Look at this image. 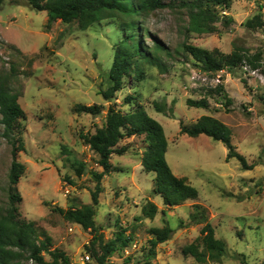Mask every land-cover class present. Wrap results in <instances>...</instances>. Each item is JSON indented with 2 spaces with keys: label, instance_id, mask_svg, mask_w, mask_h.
Instances as JSON below:
<instances>
[{
  "label": "rangeland",
  "instance_id": "rangeland-1",
  "mask_svg": "<svg viewBox=\"0 0 264 264\" xmlns=\"http://www.w3.org/2000/svg\"><path fill=\"white\" fill-rule=\"evenodd\" d=\"M189 1L193 0H161L162 7L141 6L130 15L105 12L86 26L77 20L48 21L45 10H35L26 0H4L0 5V79L18 95L25 112L15 131L5 129L0 113V212L8 204L9 138L20 136L24 150L16 159L25 168L16 184L21 195L17 215L34 221L39 238L50 236L52 246L63 250L71 264H95L86 247L91 233L67 221L57 208L91 203L96 184L92 172L103 168L80 134L94 133L112 104L123 113L142 108L163 126L167 163L175 175L187 178L198 196L165 205L153 192L155 173L142 167L144 134L122 138L117 146L126 150L110 155L94 220L104 240L122 230L129 240L106 264H140L150 246L149 229L163 225L173 233L154 248L153 262L195 263L182 249L196 239L202 247L204 221L191 220L201 210L215 237L225 242L221 264H242V259L248 264L264 262V0L210 5L214 30L202 33L189 27L190 7L185 5ZM259 12L263 25L246 27V20ZM122 39L129 44L138 41L154 56L155 65L136 59L122 78V88L105 100L101 91L108 85L107 73ZM184 44L223 53L238 47L255 54L259 66L252 69L243 61L231 72L204 71L184 51ZM201 97L207 98V108L186 104L188 98ZM155 102L166 112H157ZM94 103L102 106L97 115L74 110L76 104ZM201 115L230 128L233 146L248 164H254L251 169H242L235 157L226 160L227 148L221 141L180 132L181 123L191 124ZM79 162L83 163L80 175L75 171ZM147 201L157 207L153 218L142 216ZM43 254L48 260L49 255ZM23 264L34 263L24 260Z\"/></svg>",
  "mask_w": 264,
  "mask_h": 264
},
{
  "label": "trees",
  "instance_id": "trees-1",
  "mask_svg": "<svg viewBox=\"0 0 264 264\" xmlns=\"http://www.w3.org/2000/svg\"><path fill=\"white\" fill-rule=\"evenodd\" d=\"M4 0H0V5ZM35 10H45L48 14V21L59 19L62 22L77 20L82 26H86L98 19H101L105 12H116L125 15L138 13L139 7L154 9L164 6L161 0H142L138 3L135 0H26ZM220 4L225 7L229 0H193L186 2L189 5V27L195 32H210L214 27L210 22L214 19V13L210 5ZM104 13V14H103ZM230 18L226 19V22ZM246 27L255 29L263 25L261 13H257L245 22ZM184 51L189 54L204 71H217L226 69L231 72L243 61L248 62L252 69L259 66L258 59L254 55H248L238 47L230 53H223L218 49L207 50L190 44H184ZM149 52L143 50L138 41L127 42L122 39L114 52L112 64L108 71V85L101 91L105 100H110L114 93L123 86V76L131 71L136 59L144 58L155 65V58ZM1 78V77H0ZM245 83V82H244ZM226 102H229L227 99ZM186 104L191 107L207 108L209 105L206 97L200 99H186ZM157 112L165 113L164 107L157 102L154 103ZM102 109L101 105L76 104V112H86L97 115ZM0 113L1 123L7 131H15L21 127V120L25 118V112L18 102V95L11 91L10 87L0 79ZM180 132L190 137L205 134L214 140L221 141L227 148L226 160L235 157L241 164L242 169H251L254 164H248L245 157L240 154L231 142L230 128L210 115H201L195 122L180 125ZM144 134L147 146L143 152L141 163L147 172H154L153 192L161 196L165 205L172 206L181 203L186 199H193L198 196L197 189L192 186L184 176L175 175L166 160L167 139L163 126L145 110L138 108L130 113H123L112 104L109 106L105 120L94 133L80 134V137L98 155V163L103 168L100 172H92L96 180L95 188L90 192L91 203L80 206H68L66 209L57 208L59 213L70 222L81 225L91 233V240L86 246L95 264H106L108 257L117 250L128 244L129 238L124 235V230L118 231L113 239L104 240L101 228L94 220L95 207L98 203V196L102 190L101 179L111 164L109 162L112 153L122 154L126 148L117 146L118 142L127 136ZM11 143L12 161L8 173L7 207L0 212V264H23L24 260H31L34 264H71L66 253L52 246L51 238L39 233L34 221L20 220L17 211L21 195L16 184L23 173L24 165L16 159L19 151L24 150V144L20 136L15 140L9 138ZM75 171L78 175L83 172V163H77ZM199 208L198 204L194 205ZM201 208V207H200ZM157 207L153 202H146L141 212L143 217L153 218ZM203 210L191 215L193 222H203L200 229V241L190 243L182 253L189 254L195 260L192 264H221L222 256L225 254V242L216 238L214 229L210 222L206 221ZM151 238L147 254L140 264H155L152 256L155 255L154 248L171 238L173 229L169 225L151 227L149 229ZM49 255L45 259L44 254ZM242 264H248L242 259ZM261 264H264L261 263Z\"/></svg>",
  "mask_w": 264,
  "mask_h": 264
},
{
  "label": "built area",
  "instance_id": "built-area-1",
  "mask_svg": "<svg viewBox=\"0 0 264 264\" xmlns=\"http://www.w3.org/2000/svg\"><path fill=\"white\" fill-rule=\"evenodd\" d=\"M85 257H86V259H88L89 258V255H86Z\"/></svg>",
  "mask_w": 264,
  "mask_h": 264
}]
</instances>
